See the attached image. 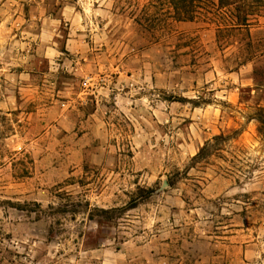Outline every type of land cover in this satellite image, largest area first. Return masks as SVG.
<instances>
[{
  "label": "rangeland",
  "instance_id": "1",
  "mask_svg": "<svg viewBox=\"0 0 264 264\" xmlns=\"http://www.w3.org/2000/svg\"><path fill=\"white\" fill-rule=\"evenodd\" d=\"M205 4L0 0V264H264V7Z\"/></svg>",
  "mask_w": 264,
  "mask_h": 264
},
{
  "label": "trees",
  "instance_id": "2",
  "mask_svg": "<svg viewBox=\"0 0 264 264\" xmlns=\"http://www.w3.org/2000/svg\"><path fill=\"white\" fill-rule=\"evenodd\" d=\"M169 8L172 11L173 19L177 22H194L201 14V10H205L203 5H212L213 8L218 10H224L233 8L234 18L236 24L230 29H242L248 27L250 24V18L255 16L259 9L264 7V0H217V2L210 0H167ZM259 122L264 127V110L259 114ZM227 138L224 136L216 137L213 142L208 143L201 149L200 153L194 158L195 162L202 161L208 156L213 154V151H219L220 142H226ZM172 186V184H170ZM124 209H112V210H94L91 212L90 220H95V213L102 214L108 221L115 219V216L119 212H123Z\"/></svg>",
  "mask_w": 264,
  "mask_h": 264
}]
</instances>
